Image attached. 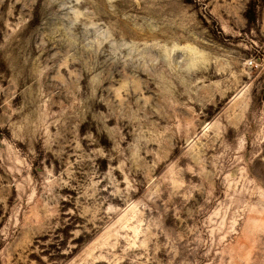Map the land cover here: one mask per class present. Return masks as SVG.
<instances>
[{"label":"rangeland","instance_id":"1","mask_svg":"<svg viewBox=\"0 0 264 264\" xmlns=\"http://www.w3.org/2000/svg\"><path fill=\"white\" fill-rule=\"evenodd\" d=\"M0 264H264V0H0Z\"/></svg>","mask_w":264,"mask_h":264},{"label":"built area","instance_id":"2","mask_svg":"<svg viewBox=\"0 0 264 264\" xmlns=\"http://www.w3.org/2000/svg\"><path fill=\"white\" fill-rule=\"evenodd\" d=\"M252 62H253V60L250 61V63H252Z\"/></svg>","mask_w":264,"mask_h":264}]
</instances>
